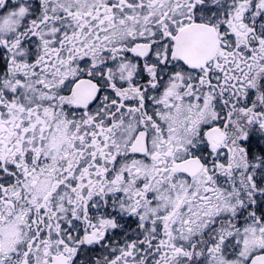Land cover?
<instances>
[{"label":"snow or ice","instance_id":"snow-or-ice-1","mask_svg":"<svg viewBox=\"0 0 264 264\" xmlns=\"http://www.w3.org/2000/svg\"><path fill=\"white\" fill-rule=\"evenodd\" d=\"M0 264H264V0H0Z\"/></svg>","mask_w":264,"mask_h":264}]
</instances>
